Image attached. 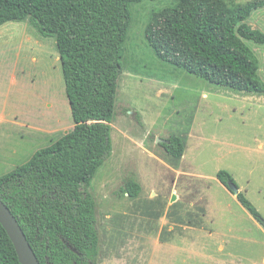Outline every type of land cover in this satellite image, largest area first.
I'll use <instances>...</instances> for the list:
<instances>
[{
  "label": "rangeland",
  "instance_id": "374dc122",
  "mask_svg": "<svg viewBox=\"0 0 264 264\" xmlns=\"http://www.w3.org/2000/svg\"><path fill=\"white\" fill-rule=\"evenodd\" d=\"M254 1L264 3L225 0L222 14ZM175 4L143 0L130 7L133 21L110 124L113 151L91 185L98 207L96 264H216L215 256L184 250L190 246L180 244L186 241L182 232L169 230L170 213H184L196 196L194 184H202L193 176L208 183L205 195L219 204L215 211L208 205L206 215L198 204L194 216L219 233L212 254H219L222 242L224 253L240 264H260L264 225L230 190L219 188L216 175L230 172L264 216V94L212 83L182 66V46L165 25L167 8ZM247 23L264 32V6ZM247 43L264 82V45ZM74 126L55 38L42 36L28 19L0 26V177ZM173 135L185 140L182 158L168 155L159 141ZM130 178L142 187L135 198L121 192ZM177 192L181 198L171 205Z\"/></svg>",
  "mask_w": 264,
  "mask_h": 264
},
{
  "label": "trees",
  "instance_id": "16d2710c",
  "mask_svg": "<svg viewBox=\"0 0 264 264\" xmlns=\"http://www.w3.org/2000/svg\"><path fill=\"white\" fill-rule=\"evenodd\" d=\"M141 1L0 0V26L28 19L42 36L55 38L75 123L54 143L0 177V196L40 264H96L98 207L91 185L112 155L110 124L133 21L130 7ZM175 1L167 8L165 25L182 46V66L212 83L264 94L259 58L247 43L264 45V32L247 23L263 1L227 14H222L225 0ZM167 140L161 143L167 154L182 158L184 138L173 135ZM216 176L229 190L230 182L237 185L227 170H219ZM141 190L134 178L121 188L123 195L132 198ZM237 199L264 225V216L243 192ZM0 264H22L1 221Z\"/></svg>",
  "mask_w": 264,
  "mask_h": 264
},
{
  "label": "crops",
  "instance_id": "0c3cea01",
  "mask_svg": "<svg viewBox=\"0 0 264 264\" xmlns=\"http://www.w3.org/2000/svg\"><path fill=\"white\" fill-rule=\"evenodd\" d=\"M190 177H192V176H190ZM192 178H195V180H193L194 182L199 181V182H202V184H199V185L194 184L195 189H191V191L193 190V193L196 196L189 198V200L187 202V209H186V211H184V213H181L180 212L181 210H179V211L175 210L172 213H170V214H173L172 218H169L170 219L169 222L172 224L169 227L170 232L173 233V235L178 233V232H182V235H183V237H185L186 241H183L180 244H183L185 246H190V248H188V249H185L184 247H183V249L188 251V252H190V251L196 252L198 257L210 258V256H215L216 258H214V261L216 264H240L238 262L239 260L234 259L232 257L233 256L232 254L226 255L224 253L225 247H224L222 242H219L218 247H217L218 252H216V254H218V253L219 254L218 255L212 254V253H214V250L211 248V245L213 243L215 235L217 234V236H218L219 233L213 229H210V226L208 225L206 220H204L205 221V223H204L203 219L201 220V218H200L198 221L194 218V216L197 213L196 205H198V204H200L203 207V215L204 214L206 215L209 212L208 205L210 206L209 208H211L212 211H215V210H219V204L216 203L215 201H213V199L208 198L209 195H207V194L205 195L206 190H207V189L205 190V188L206 187L209 188L208 183L200 181L199 178L196 176H193ZM216 182H217L219 188H222L223 190L229 191V189L227 187H225L220 182V180L218 178H217ZM243 189H245V188H243ZM175 190H176V188H175ZM240 190H241V188H239V192H242ZM245 191L248 192L247 189H245ZM229 192H231V191H229ZM259 192H261V190H259ZM188 195H190V194H188ZM234 196L237 198L236 194H234ZM179 198H181V196L179 195L178 192L176 194H173L172 200H171V205H173L175 202H177L179 200ZM262 198L264 199V193H263ZM255 205L257 206L258 209H260L257 204H255ZM175 213L180 217V219L175 218V216H174ZM182 216H183V218H182ZM177 225L179 226V228H182V231H178V229L176 230ZM172 241L173 240H171V242ZM163 244L164 243L162 242L161 245H163ZM165 244H167V243H165ZM171 245L173 246V248L179 249V246L177 247L176 243L173 242ZM253 264H257V262H254ZM260 264H264V256L261 259Z\"/></svg>",
  "mask_w": 264,
  "mask_h": 264
},
{
  "label": "water",
  "instance_id": "95a60500",
  "mask_svg": "<svg viewBox=\"0 0 264 264\" xmlns=\"http://www.w3.org/2000/svg\"><path fill=\"white\" fill-rule=\"evenodd\" d=\"M92 122V121H90ZM99 122V121H95ZM161 143L168 142L167 139H160ZM229 188L234 194L239 193V188L235 183L230 182ZM0 221L6 228L16 247L19 259L22 264H40L33 248L31 247L21 225L13 215L9 207L0 196Z\"/></svg>",
  "mask_w": 264,
  "mask_h": 264
}]
</instances>
